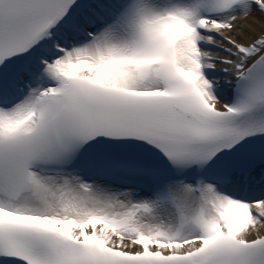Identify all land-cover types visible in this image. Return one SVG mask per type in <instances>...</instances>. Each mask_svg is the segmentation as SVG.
<instances>
[{"label":"snow or ice","instance_id":"1","mask_svg":"<svg viewBox=\"0 0 264 264\" xmlns=\"http://www.w3.org/2000/svg\"><path fill=\"white\" fill-rule=\"evenodd\" d=\"M0 264H264V0H0Z\"/></svg>","mask_w":264,"mask_h":264}]
</instances>
